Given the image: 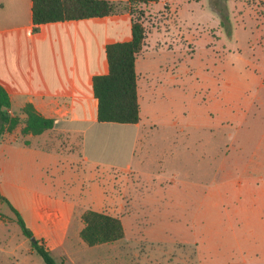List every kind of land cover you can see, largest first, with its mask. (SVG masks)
Instances as JSON below:
<instances>
[{"label": "crops", "instance_id": "obj_1", "mask_svg": "<svg viewBox=\"0 0 264 264\" xmlns=\"http://www.w3.org/2000/svg\"><path fill=\"white\" fill-rule=\"evenodd\" d=\"M31 3L32 0H0V83L9 94L10 111L19 117L15 127L0 135V194L18 210L32 236L51 253L56 251L60 264H137L133 246L138 243L189 245L191 241L198 253L208 250V254L203 253L207 264L258 262L256 256H251L257 248L251 251L250 246L241 242L244 237L252 246L255 238L242 231L245 227L252 234V229L258 227V224L248 226L242 204L234 207V215L225 212L228 217L224 218V227L232 234V245L221 242L211 245L208 237L180 240L168 233L151 232L150 227L129 236H126L125 229L120 238L92 245L80 237L79 231L84 225L81 214L85 209L113 214L101 207L103 201L110 203L111 200L110 195H104L103 189H99L95 179L99 176L97 165L101 162L85 152L75 154L73 148L75 140H78V146L83 142L84 148L89 130L104 129V123L108 122L97 119L92 76L107 72L105 45L131 37V13L123 10L103 16L48 21L34 29ZM197 3L198 0H154L141 4L145 37L135 59L140 118L134 123L120 122L133 129L130 155L124 167L130 171L140 134L151 126L150 112H157L154 109L156 100L152 98L175 86L182 69L184 44L190 45L197 38L194 25L197 20L193 15ZM244 13L249 23H242V16H238L240 18L230 25L229 30L219 32L215 35V42H209L212 47L208 62L213 69L204 75L203 87L208 97L204 108L210 118L221 124L242 118L244 112L251 107L257 108V105L258 112H264V92H253L255 86L261 89L259 92L264 87V11L255 17L256 23L253 24L247 11ZM247 30L253 33L252 37L244 35L243 31ZM244 44L250 54L241 50ZM193 54L194 51L191 59ZM256 78L260 83L253 85ZM248 90L251 92L246 93ZM26 103H31L42 115L54 118V125L41 133H23L25 113L22 107ZM160 112H166V119H162L166 126L178 128L177 121L172 119L173 111ZM180 129L184 130L183 127ZM58 134H64L65 139L60 140ZM102 143L96 145L102 147ZM190 143L192 155L200 146L207 149L206 156H201L203 179L213 182L230 180L232 170L228 166L234 165L238 171L233 174L238 173L242 180H264V159L261 156L254 154L240 160L231 159L232 154L224 153L217 158L216 143ZM246 146L243 143L238 148ZM178 154L182 159L185 156L184 151ZM196 161L199 163V157ZM216 162L218 167H215ZM169 193L170 196L177 195L173 190ZM211 193L215 195L217 191L209 190L203 196ZM240 197L237 196L238 203L242 202ZM199 206L197 204L195 210L198 224ZM117 216L126 228L123 216ZM232 221L241 227L235 228ZM177 224L172 222L171 226L178 228ZM0 225L5 223L0 220ZM118 241H124L130 247L114 248ZM5 244L7 242L0 238V264H22L34 251L29 246L26 247L29 254L19 255L14 247L8 249ZM93 253L101 255L91 258L89 255Z\"/></svg>", "mask_w": 264, "mask_h": 264}, {"label": "rangeland", "instance_id": "obj_2", "mask_svg": "<svg viewBox=\"0 0 264 264\" xmlns=\"http://www.w3.org/2000/svg\"><path fill=\"white\" fill-rule=\"evenodd\" d=\"M245 1L247 5L244 6ZM244 11H247L252 24L256 23L255 17L264 11V0H198L193 12L197 20L194 24L197 27V38L190 45L187 42L184 44L182 69L179 70L175 86L170 90L169 88L166 91L162 90L161 94L152 98L156 100L154 109L157 112H150L151 126H147V130L140 134L135 161L131 164L132 171L124 168L132 146L131 127H124L125 125L120 122L108 121L104 123L106 124L104 129L89 130L84 148L83 142L78 146V140H75L73 148L75 154L85 152L89 157L99 159L101 162L97 165L99 176L95 179L98 181L99 189H103L104 195L111 196L110 203L103 201L101 207L123 216L126 236L139 234L150 227L151 232L168 233L169 236L180 240L194 241L208 237L211 245L214 242L232 245L234 242L232 234L224 227V218L228 217L225 212L234 215V207L242 204L245 208L243 215L249 222L248 226L258 224V227L252 229V234H249L250 230L245 227L242 231L244 233L246 231L248 237L255 238L252 246L244 237L241 242L250 246L251 251L257 248L251 255L258 258V262L254 264H264V180L246 182L238 173L233 174L238 171L234 165L228 166L232 170L230 180L213 182L203 179L204 165L201 156H206L207 149L200 146L192 155L190 143V141L196 144L216 143V154L213 153L217 158L227 153L232 154L231 159L243 160L254 154L264 159V112H258L259 105L256 104L257 108L251 107L244 112L242 118H234L223 124L210 118L204 108L208 103L207 90L203 87L204 75L213 69L208 62L211 58L210 47L215 42V35L229 30L230 25H234L236 19L240 18L238 16H242V23L250 22ZM243 32L244 35L252 37L253 33L249 30ZM191 49L194 51L192 59ZM246 49L244 44L241 50L250 54L247 52L249 49L247 51ZM255 81L253 85L260 83L258 78ZM259 90L256 86L253 88V92L257 94L263 93L264 87L262 92ZM250 92L251 90H248L246 93ZM167 110L173 111L172 119L177 121V129L166 126L162 121L166 119V112L160 111ZM180 127L184 130L180 131ZM58 135L62 141L66 137L64 134ZM97 142H103L102 147H98ZM243 143L247 146L239 149L238 146ZM180 146H183L184 150L179 148ZM182 151L185 153L183 159L178 154ZM197 157L199 163L196 161ZM215 167H218L217 162ZM157 174L160 177L156 176ZM213 189L217 191L215 195L211 193L209 196H203L204 192L209 190L213 192ZM171 190L176 191L177 195L170 196ZM239 195L241 203L237 202ZM7 204L0 198V220L5 223L0 225V238L7 242L5 245L8 249L14 247L17 254L25 255L26 247L31 246V236L23 233L15 212ZM197 204H200L201 210L199 224L195 212ZM172 222L178 223V228L172 227ZM237 223L232 221L231 224L235 228L241 227ZM23 239L25 242H21ZM118 242L114 248L130 247L124 241ZM133 247L137 264H207L203 258L209 253L207 249L198 253L192 241L189 245L178 243L150 245L141 242ZM51 254L60 262V256L56 251H52ZM100 255L93 253L89 256L99 258ZM26 260L24 264H45L35 250L26 257Z\"/></svg>", "mask_w": 264, "mask_h": 264}, {"label": "trees", "instance_id": "obj_3", "mask_svg": "<svg viewBox=\"0 0 264 264\" xmlns=\"http://www.w3.org/2000/svg\"><path fill=\"white\" fill-rule=\"evenodd\" d=\"M154 0H32L31 18L35 24L65 19H81L103 16L119 11L131 13V37L112 41L105 45L107 72L92 76L93 94L97 98V119L100 121L137 122L139 101L137 95V73L135 59L143 46L145 25L141 4ZM264 82V76H263ZM10 98L6 88L0 83V135L11 130L19 122L17 115L10 114ZM25 113L23 133H41L54 125V118L39 113L31 103L22 107ZM16 214L23 233L32 236L18 210L0 194ZM81 218L84 225L80 237L89 245L112 241L124 235L123 223L119 216L93 208L85 209ZM32 248L43 258L45 264H60L49 249L37 238L31 240Z\"/></svg>", "mask_w": 264, "mask_h": 264}, {"label": "built area", "instance_id": "obj_4", "mask_svg": "<svg viewBox=\"0 0 264 264\" xmlns=\"http://www.w3.org/2000/svg\"><path fill=\"white\" fill-rule=\"evenodd\" d=\"M9 113L12 114V112L10 111V109H8Z\"/></svg>", "mask_w": 264, "mask_h": 264}, {"label": "water", "instance_id": "obj_5", "mask_svg": "<svg viewBox=\"0 0 264 264\" xmlns=\"http://www.w3.org/2000/svg\"><path fill=\"white\" fill-rule=\"evenodd\" d=\"M31 239H34V236H31Z\"/></svg>", "mask_w": 264, "mask_h": 264}]
</instances>
